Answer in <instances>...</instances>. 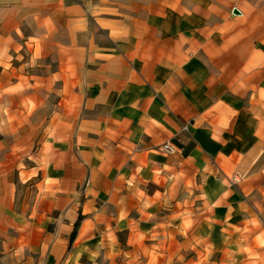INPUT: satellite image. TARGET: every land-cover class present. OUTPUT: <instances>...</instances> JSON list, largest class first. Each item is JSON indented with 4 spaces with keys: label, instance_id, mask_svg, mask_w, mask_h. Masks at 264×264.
Returning a JSON list of instances; mask_svg holds the SVG:
<instances>
[{
    "label": "crops",
    "instance_id": "1",
    "mask_svg": "<svg viewBox=\"0 0 264 264\" xmlns=\"http://www.w3.org/2000/svg\"><path fill=\"white\" fill-rule=\"evenodd\" d=\"M0 264H264V0H0Z\"/></svg>",
    "mask_w": 264,
    "mask_h": 264
},
{
    "label": "built area",
    "instance_id": "2",
    "mask_svg": "<svg viewBox=\"0 0 264 264\" xmlns=\"http://www.w3.org/2000/svg\"><path fill=\"white\" fill-rule=\"evenodd\" d=\"M182 129L186 130V126H183ZM160 150L167 154H172L177 151V147L175 144L171 143L170 141H165L160 145Z\"/></svg>",
    "mask_w": 264,
    "mask_h": 264
},
{
    "label": "rangeland",
    "instance_id": "3",
    "mask_svg": "<svg viewBox=\"0 0 264 264\" xmlns=\"http://www.w3.org/2000/svg\"><path fill=\"white\" fill-rule=\"evenodd\" d=\"M23 56H24V59H27V57H28V55H26V54H23ZM88 183L87 182H85V185H87ZM121 238H122V236H121ZM122 241H123V239H122ZM189 253H191V254H189L188 256L189 257H191V256H193V255H196V252H194V251H191V252H189ZM187 256V257H188ZM187 260V258L185 259V261Z\"/></svg>",
    "mask_w": 264,
    "mask_h": 264
},
{
    "label": "water",
    "instance_id": "4",
    "mask_svg": "<svg viewBox=\"0 0 264 264\" xmlns=\"http://www.w3.org/2000/svg\"><path fill=\"white\" fill-rule=\"evenodd\" d=\"M232 12H233V14H239V11L237 9H235V8L233 9Z\"/></svg>",
    "mask_w": 264,
    "mask_h": 264
},
{
    "label": "trees",
    "instance_id": "5",
    "mask_svg": "<svg viewBox=\"0 0 264 264\" xmlns=\"http://www.w3.org/2000/svg\"><path fill=\"white\" fill-rule=\"evenodd\" d=\"M76 225H77V223H76Z\"/></svg>",
    "mask_w": 264,
    "mask_h": 264
}]
</instances>
